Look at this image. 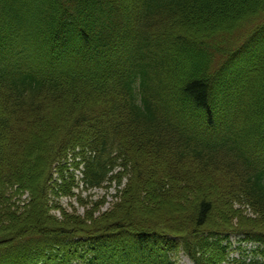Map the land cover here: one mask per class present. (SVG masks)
<instances>
[{
    "label": "trees",
    "instance_id": "1",
    "mask_svg": "<svg viewBox=\"0 0 264 264\" xmlns=\"http://www.w3.org/2000/svg\"><path fill=\"white\" fill-rule=\"evenodd\" d=\"M180 253L264 264V0H0V264Z\"/></svg>",
    "mask_w": 264,
    "mask_h": 264
},
{
    "label": "rangeland",
    "instance_id": "2",
    "mask_svg": "<svg viewBox=\"0 0 264 264\" xmlns=\"http://www.w3.org/2000/svg\"><path fill=\"white\" fill-rule=\"evenodd\" d=\"M77 192H78V191H77ZM94 192H95L97 195H102V194H104V193L106 192V189H97V190H94ZM87 193H89V192H84V193H83L84 197H86ZM111 193H115V190H114V189H111ZM108 200H109V201H112L113 198L110 196V197H108ZM69 201H70L69 198L64 197V198H62L61 203H62L63 205H65V206H68V205H69ZM74 205L77 206V207L79 208L80 212H83V211H84L83 207L79 206V204H78L75 200H74ZM109 206H110V203H106V204H104L103 209H106V208H108ZM55 214H56V215H60V213H58V212H55ZM177 261H178V264H191V263L189 262V260H188L184 255H182V253L179 254V256L177 257Z\"/></svg>",
    "mask_w": 264,
    "mask_h": 264
}]
</instances>
